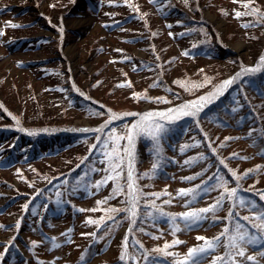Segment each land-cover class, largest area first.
Wrapping results in <instances>:
<instances>
[{"label": "rangeland", "instance_id": "374dc122", "mask_svg": "<svg viewBox=\"0 0 264 264\" xmlns=\"http://www.w3.org/2000/svg\"><path fill=\"white\" fill-rule=\"evenodd\" d=\"M155 1L0 0V124L21 125L25 131L43 136L55 135L57 127L83 126L96 135L95 140L87 139L69 148L59 138L56 146L64 148L57 157L37 156L29 163L0 166V264H4V257H8L5 264H142L139 254L135 262L126 257L130 251L137 253L125 240L128 224L114 228L118 221L115 214L123 207L120 201L125 195L132 209L124 157L128 153L134 162L136 205L157 207L158 196L170 200V209L183 210L181 199L176 198L178 188L184 185L178 178L191 166H171L168 174L154 177L148 150L143 146L144 138L152 139L169 123H183L186 116L178 109L193 113L188 115L193 117L190 133L173 142V150L161 137L154 140L153 147L159 139L166 140L165 150L181 163L185 157L182 149L197 137L198 142L189 149L193 155L211 149L224 165L227 178H240L247 171L254 175H249L248 184L264 186V90L260 98L254 96V90L249 91L257 113L253 121L241 123L223 110L207 120L200 119L199 107L195 106L197 101L207 106L227 87L241 86L243 82L237 77L264 63V0H166L165 7L170 3L198 23L191 28L195 32L180 42L168 35L169 20L176 18L167 17L165 8L161 10L158 2L162 0ZM236 12L241 13L238 18ZM127 14H132L133 20L117 24L113 30L105 26L106 21L125 19ZM251 18L259 25L245 26ZM205 39L211 40L209 47H215L213 57L190 58L183 53L190 43ZM125 58L131 59L136 70L120 60ZM229 80L234 84L225 85ZM201 97L206 99L201 101ZM174 116L179 118L169 119ZM219 116L228 121L226 126L217 121ZM119 119L124 122L116 123ZM93 142H98L103 155L96 152L90 156L87 168L93 179L109 175L113 179L101 185L98 192L92 188L94 192L90 193L91 187L87 193L74 190L71 208L59 211L54 203V213H47L42 221L39 214L43 208L37 204L31 212H25L29 222L22 227L24 196H31L39 185H35L36 175L59 172ZM22 154L16 152L17 157ZM216 182L198 204L230 187L229 183ZM117 188L119 191H115ZM218 188L222 189L216 192ZM246 208L257 215L261 212L251 205ZM259 217L255 215V222L261 224ZM183 227L178 234L182 243L175 250L184 260L198 240L196 235H209L214 229L207 228L205 221ZM146 228L155 229L158 235H143L141 242L147 250L173 241L165 227L161 230L146 224ZM245 248L254 253L256 260L250 262L243 257L241 263L264 264L260 240ZM206 259L209 256L201 263L205 264Z\"/></svg>", "mask_w": 264, "mask_h": 264}, {"label": "trees", "instance_id": "16d2710c", "mask_svg": "<svg viewBox=\"0 0 264 264\" xmlns=\"http://www.w3.org/2000/svg\"><path fill=\"white\" fill-rule=\"evenodd\" d=\"M165 1H155L156 3L162 4L161 10L165 8V15L167 17L173 16L176 18L175 21L169 20L168 23V35L175 41L180 42L188 35H191L195 31H193V26H197V22L188 18V16H184L182 10H176L170 3L168 7H165ZM118 4V1L115 2ZM124 3V2H123ZM160 7V6H159ZM169 14V15H168ZM163 15V14H162ZM163 15V16H165ZM133 20L132 14H127L125 19L121 20H112L106 21L105 26L109 27L108 29L113 30L117 28V24H122L123 22H129ZM248 27L258 26L259 23L254 18L249 19L245 22ZM247 28V27H246ZM208 44H212L211 40L205 39L202 42H194L190 43L189 47L183 50V53L190 58H197L200 55H208L213 57L216 55L215 47L208 46ZM264 54V53H263ZM124 63H128L132 65V69L136 70V66L130 61V58L120 59ZM257 65V64H256ZM251 69H257L255 72L248 71L244 73V75L237 77L238 80H242L243 84L241 86L227 87L226 91L218 96L215 100L213 99L211 103L207 106H203L200 108V102H196L195 106L200 111V119L207 120L209 117H212L214 114H217L219 110H223L227 115L232 117H237L238 121L244 123L245 121H253L256 117L257 113L252 108L250 97V90L255 91L254 96H262V91L264 90V63L251 67ZM61 90H65L64 87H59ZM67 92V91H66ZM70 96V95H69ZM264 100V99H263ZM198 105V106H197ZM99 109V108H98ZM217 111V113H215ZM193 121V117L186 116L183 123L174 125L173 123H169L164 126L159 134L152 139L144 138V148L147 151L149 162H152L150 166V170L153 169L152 175L155 177L159 174H168L171 170V166H181L189 171L184 175L180 176L178 180L182 184V187L178 188L177 196L181 199L180 205L184 206L183 210H173L169 208L170 200L169 199H161L156 196V204L157 207H148L145 205H136V215L132 218L130 214V204L128 203L129 197L126 195L122 197L120 203L122 204V208L119 213H116L115 217L118 220L114 228L116 229L120 226L121 223H127L126 230V242L131 245L134 249H136L137 253H133L130 251L127 253L129 261H136V257L138 254L141 256L140 263L142 264H179L180 261L183 260L181 257V253H178L175 248L178 244L165 249L164 246L153 247L147 250L141 242L143 235L149 237H157V233L155 229H147L146 224H154L155 227L167 228L170 234L173 236V241L179 240V231L182 230L183 224H186L181 214L193 210H198L202 208L209 207L210 205L216 204L217 200L223 198L222 204L215 209L214 212H209L203 214L204 218L199 220L197 224H201L204 221L208 224L207 228L214 229L213 232H210L209 235L203 233L202 235H196V237H204L208 241H214L215 238L219 237V240L215 243V247L213 251L208 253L207 255L211 256L210 260H206L205 264H212V261L216 257H226L230 259H226L224 264H230L231 260L235 261V264H243L241 263V258L236 255V250L231 247V237L236 235L237 225H243L242 231L248 232L249 234H255L258 238L264 237V228H259L260 223H256L253 217L258 216L261 213H264V199H261V195L264 194V186H254L247 183V178L249 175L253 178V173L247 174V171L244 172L243 176L240 178L237 177H229L226 176V171L224 165L219 162L218 156L211 151V149H206L200 153L195 154L189 150L193 145L198 142L197 137H192V140L188 142L187 145L182 149V153L185 154L183 156V160L179 163L173 154L169 150H165L163 145L164 141L159 139L158 145L153 147V142L158 137L167 139L168 147L170 150H173L176 146L173 145V142L182 138L187 132L190 133L188 127L190 123ZM218 122H221L225 125L228 121L223 117H218ZM124 122L121 119L117 120L116 123ZM226 126V125H225ZM260 127V126H259ZM59 128V129H58ZM185 128V131L182 129ZM11 129L14 130V133H11ZM56 134H59L60 137H55L56 134H50V136H43L38 132H33L31 130L25 131V128L21 125L13 126L8 124H0V166H12L13 164L18 163H29L31 160H35L38 157L42 156H55L57 157L59 154H62L63 148H69L70 146H74L76 144H82L84 140L92 139L95 140L96 135L94 131H91L87 127L81 126H61L57 127ZM179 130V131H177ZM27 132V133H26ZM43 136V137H42ZM55 137L52 139L51 138ZM61 138V144L64 145L62 149L56 146ZM170 138V139H169ZM57 139V140H56ZM50 140V141H48ZM100 139L98 140V142ZM98 142H93L86 151L78 157L77 160H71L70 164L66 165V167L60 169L59 172L52 173L47 176H43L44 174L36 175L37 180L35 188L32 190V197L30 195H25L26 203L23 208L24 213L20 214V223L21 225H26L27 218L26 213L28 210L35 208L38 204L43 208L42 213L39 214L40 220H45L47 213L53 212L54 203L58 205L61 209H69L73 206V195L72 192L74 190H81L84 193L91 187V192H98L93 183L104 180L106 177L94 178L93 173L87 168L88 166V158L93 156L96 152H100V156H102L101 150L98 148ZM208 145V141H204ZM60 143V142H59ZM42 144H47L46 148L42 146ZM45 148V149H44ZM210 148H212L210 146ZM16 152L23 153L21 156L17 157ZM154 152V154H153ZM214 152H216L214 150ZM66 153V151H65ZM128 157V158H127ZM132 161H131V160ZM128 161H130V166L127 168ZM150 162V163H151ZM179 164V165H178ZM202 164V167L198 170H192L193 166ZM123 165L125 166V178H127L128 183V173H132V181L134 186H136L135 181V173L134 162L130 154H126L124 157ZM155 165V168H154ZM182 169V170H183ZM192 170V171H191ZM148 173V171H147ZM46 175V174H45ZM171 175V173H170ZM191 179H187V178ZM41 179V180H39ZM40 182H39V181ZM66 181V182H65ZM217 181V182H216ZM226 185L229 183L230 187L226 188L230 190L232 188L236 189V195L232 198H229L226 189H217L216 192L220 193L216 198L211 199L207 202H202L198 204V201L201 200L203 194L205 195L212 184ZM227 182V183H226ZM105 184V183H104ZM102 184V185H104ZM96 185V184H95ZM94 188V191L92 190ZM100 188V187H99ZM188 190L187 195L180 194V190ZM52 190V192H50ZM52 194V197L50 196ZM168 196V195H167ZM31 197V198H30ZM30 198V199H28ZM28 199V200H27ZM137 200V198H135ZM172 199V198H170ZM167 201V203H165ZM240 201H243L246 206H252L258 208L261 212L257 215L253 209H248L246 206H241ZM129 204V205H128ZM146 209V210H145ZM225 209V210H224ZM26 212V213H25ZM38 215V214H37ZM249 217L248 220H243L241 217ZM103 224V223H102ZM188 228L193 227L194 224H186ZM156 228V229H157ZM160 230V231H161ZM167 232V231H166ZM181 233V232H180ZM261 246L264 248V239H259ZM173 241L168 244L172 245ZM197 242L192 245L189 249L200 247L205 245L204 240H196ZM238 243L243 244L242 241H238ZM26 245H29L26 243ZM25 245V248L27 246ZM249 246L250 245H246ZM150 247V246H149ZM152 247V246H151ZM30 250L32 246L30 245ZM153 249V250H152ZM158 251H154V250ZM245 253L247 255H254L253 252H247L245 248ZM171 252L172 255H167L166 253ZM145 256L148 258L145 259ZM203 261V259H202ZM246 264V263H245Z\"/></svg>", "mask_w": 264, "mask_h": 264}, {"label": "snow or ice", "instance_id": "6c2138e0", "mask_svg": "<svg viewBox=\"0 0 264 264\" xmlns=\"http://www.w3.org/2000/svg\"><path fill=\"white\" fill-rule=\"evenodd\" d=\"M150 2H153V0H150ZM245 7H247V5H245ZM252 11H255V10H252ZM235 15L238 18L241 15V13L240 12H236ZM12 26L16 27V25H12ZM245 26H247V25H245ZM0 35H2V33H0ZM170 35H171V33H170ZM261 59H262V61H264V57H262ZM246 71L255 72V71H257V69H251V70H246ZM231 83H233L232 80L225 81V85H230ZM120 86H129V85H120ZM205 99L206 98H204V97L200 98L201 101H203ZM187 107L188 106H184V108H187ZM199 107L202 108L203 104H201ZM176 111L177 112H182V114L185 115V116L193 114L191 112L185 111L184 109H178ZM160 115L164 116L165 114H160ZM177 118H179V117L178 116L169 117L170 120L177 119ZM154 168H155V165H154ZM110 179H113V177L111 175H109L104 180L98 181L96 183L95 187L97 189H99V187L102 184L106 183L107 180H110ZM187 179H191V178L189 177ZM128 180L130 181V183L128 185L129 193L132 195V201H131L132 209H129V211H132V215H136V212H135L134 209L136 208V203L137 202H136L135 195H134V185H133V183H131V181H132V173L131 172L128 173ZM115 191H119V189L117 188V189H115ZM226 191H227V194H228L229 198H232V197H234L236 195V189L235 188H232L230 190L226 189ZM180 194L187 195L188 194V190H183L182 189V190H180ZM261 199H264V194L261 195ZM222 201H223V198H221L220 200H217L216 204H214V205H210L209 207L198 209V210L185 212V213H182L181 216L184 219L186 224H189V225L196 224V223L199 222V220L204 218L203 214L209 213V212H214L215 209L222 204ZM105 202L106 201H98L97 203L101 204V203H105ZM165 203H167V201ZM240 204H241V206H246L243 201H240ZM109 211L115 212L117 210L116 209H110ZM109 218H111V217H109ZM241 219L248 220L249 217L245 216V217H241ZM253 219H255V217H253ZM259 219L262 221V223L259 225V228H264V213L260 214ZM89 223H94V221H89ZM242 229H243V225H239L238 224L237 228H236V235L231 237V247L236 250V255L237 256L244 257V258H246L247 261L255 262V260H256L255 256H253V255H247L246 256V253H245V250H244L245 246L246 245H256L258 243V240L259 239H264V237L258 238L255 234H249L248 232L242 231ZM197 239L204 240L205 241V245L189 249L188 253L185 256V259L183 261H180L179 264H189V262H190V264H201L202 259L208 253L213 251V249L215 247V243L219 240V237L215 238L214 241H208L204 237H197ZM238 241H242L243 244L238 243ZM180 243H182V241L176 240V241H173L172 245L165 244V249H167L169 247H172V246H174L176 244H180ZM5 251H7V249H5ZM154 251H158V250H154ZM166 254L167 255H172L171 252H168ZM2 255L3 254H0V257H2ZM260 256L264 257V252H261ZM147 258L148 257L145 256V259H147ZM121 259H124V257L121 256ZM226 259H230V258L216 257L212 261V264H224ZM230 264H235V261L231 260Z\"/></svg>", "mask_w": 264, "mask_h": 264}, {"label": "bare ground", "instance_id": "6f19581e", "mask_svg": "<svg viewBox=\"0 0 264 264\" xmlns=\"http://www.w3.org/2000/svg\"><path fill=\"white\" fill-rule=\"evenodd\" d=\"M77 24H82V22H80V23H77Z\"/></svg>", "mask_w": 264, "mask_h": 264}]
</instances>
